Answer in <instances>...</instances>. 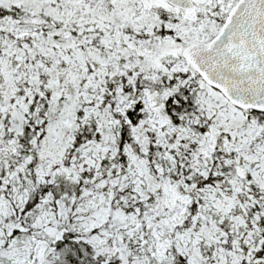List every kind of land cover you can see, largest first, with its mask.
<instances>
[{
    "label": "snow or ice",
    "instance_id": "1",
    "mask_svg": "<svg viewBox=\"0 0 264 264\" xmlns=\"http://www.w3.org/2000/svg\"><path fill=\"white\" fill-rule=\"evenodd\" d=\"M0 264H264V0H0Z\"/></svg>",
    "mask_w": 264,
    "mask_h": 264
}]
</instances>
